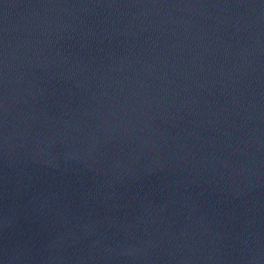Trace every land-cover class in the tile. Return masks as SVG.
<instances>
[{
	"label": "water",
	"instance_id": "obj_1",
	"mask_svg": "<svg viewBox=\"0 0 264 264\" xmlns=\"http://www.w3.org/2000/svg\"><path fill=\"white\" fill-rule=\"evenodd\" d=\"M0 264H264V0H0Z\"/></svg>",
	"mask_w": 264,
	"mask_h": 264
}]
</instances>
